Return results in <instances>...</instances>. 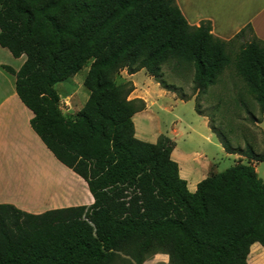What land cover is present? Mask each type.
<instances>
[{
    "label": "trees",
    "instance_id": "1",
    "mask_svg": "<svg viewBox=\"0 0 264 264\" xmlns=\"http://www.w3.org/2000/svg\"><path fill=\"white\" fill-rule=\"evenodd\" d=\"M0 48L25 57L15 92L32 113L29 124L46 149L80 177L93 203L33 215L0 205V264H247L252 245L264 248L263 163L249 145L232 146L208 125L223 151L245 158L199 182L194 193L170 155L175 143L134 136L132 117L145 109L128 99L121 72L144 71L180 101L191 98L165 83L168 62L192 70L197 100L232 69L264 121V42L247 25L232 39L211 34L209 22L189 26L174 0H0ZM237 48V52H236ZM90 62L88 98L71 119L54 86ZM236 101L256 118L241 96Z\"/></svg>",
    "mask_w": 264,
    "mask_h": 264
},
{
    "label": "crops",
    "instance_id": "2",
    "mask_svg": "<svg viewBox=\"0 0 264 264\" xmlns=\"http://www.w3.org/2000/svg\"><path fill=\"white\" fill-rule=\"evenodd\" d=\"M174 1L189 26L198 27L202 22H209L211 34L223 41H228L241 29L250 25L254 36L264 42V0ZM1 55H4L8 61L15 60L19 64L17 68H12L0 61V182H3L0 184V205H11L22 212L33 215L54 209L90 206L93 203V198L87 189L86 183L70 169L58 162L32 131L29 122L33 115L21 103L15 92V77L3 69V67H10L17 72L24 63L25 57L21 56L19 59H14L7 50L0 48ZM136 74L127 75L128 81H131L134 86V90L128 99H141L145 102L146 108L132 117L134 136L140 141L155 144L158 137L162 134L160 132L153 133L147 127L149 108L154 105L151 104V107H149L145 97L136 95L138 88L133 81ZM64 94L63 98L58 94L60 102L65 99V105L61 111L65 118L71 119L84 104L79 109L71 111L72 107L69 98L74 93ZM178 102L182 103L180 100ZM200 118L204 126H206V132L211 136L206 119L201 116ZM137 122H142L147 132L138 134ZM167 138L175 142L174 138ZM176 152L177 144L175 143V148L170 158L177 164L179 177L186 182L188 192L194 193L199 182L212 174H217L212 171L215 167L214 160H205V164H198L190 157H177ZM226 156L233 157L234 155L226 154ZM252 166L255 169L256 164ZM63 179L75 186V190L72 193L68 192V190H72L71 187L66 190L67 186ZM9 180H14L17 186L32 185L44 187L50 194L43 197L41 204H46L47 202L48 205L41 210H30L24 201L5 196L1 190L11 191L7 187V181ZM13 186H15V183H13ZM13 192L16 194L19 190H14ZM17 196L18 198L19 196L21 197L20 194ZM22 196L28 198L27 193ZM261 256H264V248L258 244L252 245L247 257V264H251L252 258L255 257V259L259 260ZM151 262L167 264V256L155 255L143 264Z\"/></svg>",
    "mask_w": 264,
    "mask_h": 264
},
{
    "label": "rangeland",
    "instance_id": "3",
    "mask_svg": "<svg viewBox=\"0 0 264 264\" xmlns=\"http://www.w3.org/2000/svg\"><path fill=\"white\" fill-rule=\"evenodd\" d=\"M0 61L12 68H17L19 64L15 60L8 61L4 55L0 56ZM89 65L90 62L70 80L55 86V90L62 98L65 96L64 93H74L69 98L72 107L71 111L79 109L88 98V91L84 88L83 81ZM162 73L166 84L174 86L179 90V94L191 99L179 103L176 95L162 90L144 71L137 73L133 78L138 88L136 95L145 97L149 107H151V104L154 105L149 108L150 113L147 121L149 130L153 133L160 132L163 136L174 138L175 142L171 141L177 144V157H190L198 164H205V160H214L215 167L212 169L213 172L220 173L237 163H247L246 159L240 156H226L216 136L211 131V136L206 132V126H204L200 116L194 110L192 70L185 65L168 62L162 66ZM124 81H128V79L127 74L123 71L115 77V83L120 84ZM237 96H241L249 105V110L256 118V123H251L249 118L246 117L243 109L239 107L236 101ZM64 100L60 102L61 109L65 105ZM197 106L206 119L207 126L209 125L223 134L224 138L232 146L244 148L245 144H249L256 153L262 154L264 152L263 118L258 107L245 94L243 83L232 69L222 72L215 85L209 87L206 94L198 98ZM136 127L138 134L147 132L142 122H137ZM255 171L257 176L264 181V162L256 163ZM63 182L66 183V190L71 187L72 190H68L69 193L75 190V186L71 182L64 179ZM2 183L0 182V184ZM7 183V187L9 186L11 191L1 190V192L5 196L24 201L30 210H41L48 205L47 202L46 204H41L43 197L50 194L44 187L32 185L17 186L14 180H9ZM13 183H15V186H13ZM14 190H19V192L15 194ZM26 193L28 198L22 196ZM18 194L21 195V198H18ZM255 263L264 264V256H261L259 260L255 259V257L252 258L251 264ZM148 264L163 263L151 262Z\"/></svg>",
    "mask_w": 264,
    "mask_h": 264
},
{
    "label": "bare ground",
    "instance_id": "4",
    "mask_svg": "<svg viewBox=\"0 0 264 264\" xmlns=\"http://www.w3.org/2000/svg\"><path fill=\"white\" fill-rule=\"evenodd\" d=\"M9 187V186H8ZM23 194V193H22ZM19 198H21L20 196H19Z\"/></svg>",
    "mask_w": 264,
    "mask_h": 264
}]
</instances>
